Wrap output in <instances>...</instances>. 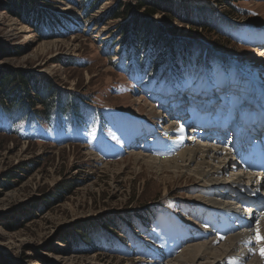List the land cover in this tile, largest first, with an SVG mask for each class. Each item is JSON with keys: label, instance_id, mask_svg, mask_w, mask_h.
Masks as SVG:
<instances>
[{"label": "rangeland", "instance_id": "1", "mask_svg": "<svg viewBox=\"0 0 264 264\" xmlns=\"http://www.w3.org/2000/svg\"><path fill=\"white\" fill-rule=\"evenodd\" d=\"M166 1L170 6L206 3L191 13V22L205 20L213 30L212 40L222 34V41L238 51L234 59L214 51L207 38L189 37L190 23L180 17L184 6L166 11L173 19L167 26L176 34L164 30L170 42L163 45L160 40L151 50L150 38L148 45L143 38L162 21L161 14L156 15L150 29L149 17L138 13L148 0H0V98L8 111L28 105L46 116L48 102L54 105L56 98L52 94H61L64 104L71 101L64 94L79 95L91 104L83 122L39 123L32 113L14 114L12 120L0 114V129L17 130L23 139L0 132V264H178L170 261L177 251L198 241L201 226L190 216L196 213L197 182H178L170 174L139 169L133 155L144 153L145 143L153 146L156 138L170 139L161 128L163 122L177 110L186 120L190 111H202L203 95L212 98L206 108L213 124H222V135L233 119L239 121L238 109L263 116L264 0ZM136 20L149 25L140 39L125 29ZM171 40L185 42L196 55L190 64L172 60ZM151 57H159L161 67L146 75L147 68L156 65ZM175 65H180L176 86L168 69ZM237 87L238 94L230 95L229 102L217 104ZM240 93L247 98L235 101ZM29 116L31 125L25 121ZM15 121L20 124L12 125ZM198 129L193 128L213 135ZM251 132L247 137H254ZM31 135L39 140L29 141L26 136ZM226 140L220 138L222 144ZM225 153L238 161L233 152ZM90 235L96 251L77 252L76 242ZM154 245L162 249L159 254L153 253ZM223 245L218 242L217 249L223 252Z\"/></svg>", "mask_w": 264, "mask_h": 264}, {"label": "bare ground", "instance_id": "2", "mask_svg": "<svg viewBox=\"0 0 264 264\" xmlns=\"http://www.w3.org/2000/svg\"><path fill=\"white\" fill-rule=\"evenodd\" d=\"M235 89L217 99V104L221 106L229 102L227 98L240 90L238 87ZM245 90L248 91V88L245 87ZM209 96L199 97V100L202 99L200 105L205 101L202 111L193 110L189 119L167 118L161 128H166V135L171 138H156L153 146L145 143V152L137 151L133 155V164L156 174H170L178 182L185 183L190 178L197 182L195 188L198 194L193 203L196 213L190 216L201 226L196 234L199 239L189 247L180 248L170 261L178 264H214V261L221 260L227 264H244L247 259V264H264V135L258 136L261 134L255 131L252 132L254 137H247L249 133L240 144L241 127L233 119L228 127L232 135L230 141L222 144V124L218 121L213 124L210 109L206 108L211 105L212 98ZM246 98L244 93H240L234 100ZM149 109L152 113L153 108ZM229 111L230 108L226 107L225 112ZM237 111L239 115L246 114L239 109ZM253 115L248 114L246 120ZM228 119L224 118V121ZM212 124L219 134L214 128L209 131ZM189 126L192 129L184 133ZM198 126L213 135L207 137L193 130ZM220 145L225 150L222 151ZM228 150L236 155L237 162L225 153ZM162 153L165 154L159 157ZM220 241L224 242L223 252L217 249ZM160 249L155 246L153 253L159 254ZM203 260L208 262L201 263Z\"/></svg>", "mask_w": 264, "mask_h": 264}, {"label": "trees", "instance_id": "3", "mask_svg": "<svg viewBox=\"0 0 264 264\" xmlns=\"http://www.w3.org/2000/svg\"><path fill=\"white\" fill-rule=\"evenodd\" d=\"M148 1L150 3H147V2L141 3L138 7V13L142 11V13L145 15L144 17H149V19L151 21L149 23L150 26L148 24H146V25H148L150 27V29H151V25H154V24L156 25V21H154L153 18H155V16L159 15V14H161V21H162V23L160 22L158 27L156 25L157 29H155V30L151 29L152 32L147 34V36L145 38H143L146 45H148V38H150L149 45L151 43H153L152 46H148V49H150V48H151V50L155 49V47L158 45V43H160V40L163 42V45L164 44L166 45L168 42H170L164 36V30L167 31V33L169 35H172V37L176 34V31H175V28L167 26L173 21L171 14L169 15L168 13H171V10L172 11L177 10V9L181 10L182 6H184V12H182V14L180 13V15H181L180 17H181L182 22H185V23L189 22L190 23V24H188V26H189L188 27L189 37H195L197 35H200V36H202L203 39L207 38L212 43V49L214 51L220 53L221 55H223L225 58H228V59H231V58L234 59V55L238 53V51H237V49H235L234 45H229L227 40L222 41V40H224V38H221V36L224 37L222 34H219L217 32L219 37L217 36V34H214V35H216L217 38L215 40H212L211 37L213 36V30L209 29V27H208L209 24L207 22H205L204 19H202V20H204L202 22H197L198 20L191 22V16H190L191 13L197 9H200L201 7H205L206 3L203 4L202 2L191 1V2H187V3L183 2V4L175 3V5L171 4V6H170V4H168L169 1H166V0H148ZM171 1H175V0H171ZM185 7H186V9H185ZM160 9H163L164 11L163 10L161 11ZM167 10H169L168 13L166 12ZM127 13H129V16H131V15L133 16V14L129 11H127ZM176 15H174V16H176ZM199 15H201V13H199ZM178 17H179V15H178ZM178 17L176 16V18H178ZM142 22L143 21H138V20H136L135 22H131V25L128 24V26L125 29H128V31L130 32L129 33L130 35L140 39L141 35L143 34V36H144V34L147 33L146 31L148 30V27L145 24H144L145 26L141 25ZM54 23L56 25H59L57 22H54ZM193 24H195V25H193ZM165 25L168 28H163ZM159 26H160V28H159ZM53 28H55V27H53ZM161 28L163 29V31L161 30ZM122 33H124V30H122ZM190 34H192V36H190ZM171 41L172 42L169 46L168 52H169V54L172 55L171 56L172 60L177 61L178 63L182 64V66H185L186 64H188V62L190 64V61L192 60V58L194 59V57L196 55H194V53L192 54V52H189L187 50V44L185 42H181L178 40H176V41L171 40ZM132 49H135V48H132ZM203 49H204V47H203ZM125 50H126V54H127L128 49H126V46H125ZM136 50H138V49L136 48L135 51H133L134 54L138 53V51H136ZM145 50H147L146 47H145L144 51ZM162 53L166 54L164 52V50ZM151 58H153V57H151ZM186 61H188V62H186ZM158 62H160L159 57L153 58L152 65L153 64H156V65H154L150 68H147L148 72H146L147 73L146 75H148L149 72H153L154 70L158 71L157 69L161 67V66L157 65ZM137 63H138V61H137ZM198 64L199 63H196L197 68H199V65H200V64L199 65ZM178 66H180V65H178ZM178 66L175 65L172 68H168L170 70V73H171V75L170 74L169 75L171 78L174 79L175 86L179 84L176 80L177 71L179 69ZM200 68H202V67H200ZM168 69L163 71V74L160 76V78L164 76V74L166 73V71H168ZM140 74H142V72H140ZM53 92H55V91H53ZM38 94L39 93H37V95ZM74 96H75L74 98H69L67 94H64V97H67L66 98L67 100H71L70 102H67L64 104L62 102V99H61V94H59V96L52 94V97L53 98L56 97V98L54 100V105L52 103L48 102V105L50 106L49 107L50 110L48 109L49 111L46 114V116L40 112H39L40 115H38V111H35L32 108H29L28 105L20 106L18 111H14L15 106H11V111L9 112L6 105L4 104L5 103L4 100L2 98H0V114L3 113L6 116L5 119L12 120L13 119L12 117L14 114L23 115V114H27V113H32V115L37 118L39 123H42V122L50 123L56 119H62V120L75 119L76 121L83 122L88 117V115H86V113H85L86 108H88L91 104L82 101L81 96H79V95H74ZM76 96L79 98H76ZM36 99L40 100L41 102H45L44 101L45 97L41 99L37 96ZM65 106H67V107H65ZM30 107H32V106H30ZM98 108L101 109V107H99V106H98ZM104 110H106V108H104ZM42 112H45V111L42 110ZM27 115H29V114H27ZM33 116H29L30 117L29 119L28 118L25 119L27 125L32 124L33 120H31V117H33ZM15 124L19 125L20 122L15 121L12 123V125H15ZM61 127H62V124H61ZM0 132H3L4 134L9 133V134L13 135L16 139L23 140L21 137L22 134L17 130L0 129ZM16 136H18V137H16ZM26 138L29 139V141L39 140V137L32 136V135L26 136ZM87 238H88V240H86L84 242H81V241L76 242V244L74 245V248L78 249L77 252H86V253L90 254L91 251L92 252L94 250L96 251L97 244L91 243V241H92L91 235ZM106 243H108V241Z\"/></svg>", "mask_w": 264, "mask_h": 264}]
</instances>
